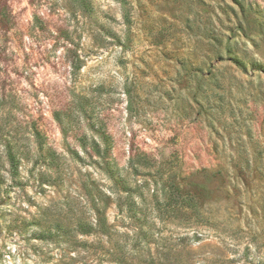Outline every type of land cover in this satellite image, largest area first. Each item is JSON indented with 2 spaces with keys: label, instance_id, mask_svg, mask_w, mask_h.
<instances>
[{
  "label": "rangeland",
  "instance_id": "1",
  "mask_svg": "<svg viewBox=\"0 0 264 264\" xmlns=\"http://www.w3.org/2000/svg\"><path fill=\"white\" fill-rule=\"evenodd\" d=\"M0 264H264V0H0Z\"/></svg>",
  "mask_w": 264,
  "mask_h": 264
},
{
  "label": "trees",
  "instance_id": "2",
  "mask_svg": "<svg viewBox=\"0 0 264 264\" xmlns=\"http://www.w3.org/2000/svg\"><path fill=\"white\" fill-rule=\"evenodd\" d=\"M186 202H187L188 204H187ZM177 203H180V204H182V205L184 204V205H186V207H188V205H189V206L191 205V199H190V198H187V199L181 200V202H176L175 205H177ZM100 227L105 228V231L108 232V227H107V225L105 224V220H103V221L100 222Z\"/></svg>",
  "mask_w": 264,
  "mask_h": 264
}]
</instances>
